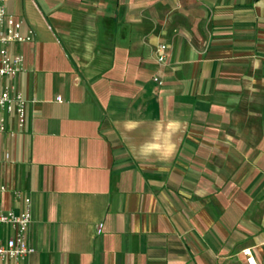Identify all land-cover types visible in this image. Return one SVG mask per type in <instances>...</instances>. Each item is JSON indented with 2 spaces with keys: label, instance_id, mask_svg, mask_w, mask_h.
I'll list each match as a JSON object with an SVG mask.
<instances>
[{
  "label": "crops",
  "instance_id": "1",
  "mask_svg": "<svg viewBox=\"0 0 264 264\" xmlns=\"http://www.w3.org/2000/svg\"><path fill=\"white\" fill-rule=\"evenodd\" d=\"M5 4L34 31L6 80L26 123L0 131V210L29 198L21 264H264V0ZM168 119L174 156H135Z\"/></svg>",
  "mask_w": 264,
  "mask_h": 264
},
{
  "label": "built area",
  "instance_id": "2",
  "mask_svg": "<svg viewBox=\"0 0 264 264\" xmlns=\"http://www.w3.org/2000/svg\"><path fill=\"white\" fill-rule=\"evenodd\" d=\"M33 38L34 31L30 28L24 29L22 20L9 13L5 0H0V131H6L13 118L19 127L26 123L29 100L13 83L6 80L22 70L23 55L15 51L14 46ZM156 51L157 61L163 62L166 58L165 45L159 44ZM153 80L162 83L158 76H154ZM56 99L60 100V97L57 96ZM0 188L4 189V186ZM23 200L24 209L20 213L0 210V228L8 226L13 231L11 235H0V264H21L35 251L26 240V231L30 223L29 198L24 196ZM101 225L98 224V232ZM243 253L251 258L250 248H244Z\"/></svg>",
  "mask_w": 264,
  "mask_h": 264
},
{
  "label": "clouds",
  "instance_id": "3",
  "mask_svg": "<svg viewBox=\"0 0 264 264\" xmlns=\"http://www.w3.org/2000/svg\"><path fill=\"white\" fill-rule=\"evenodd\" d=\"M128 131H135L142 121H126ZM183 122L179 119L157 120L150 133V138L138 147L133 146V154L138 158L151 159L153 157L162 162L169 161L177 150L174 137L183 129Z\"/></svg>",
  "mask_w": 264,
  "mask_h": 264
},
{
  "label": "rangeland",
  "instance_id": "4",
  "mask_svg": "<svg viewBox=\"0 0 264 264\" xmlns=\"http://www.w3.org/2000/svg\"><path fill=\"white\" fill-rule=\"evenodd\" d=\"M146 77H147L148 79L153 78V77H151L150 72L146 74Z\"/></svg>",
  "mask_w": 264,
  "mask_h": 264
}]
</instances>
